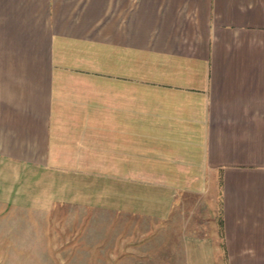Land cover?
Segmentation results:
<instances>
[{
    "label": "crops",
    "instance_id": "crops-1",
    "mask_svg": "<svg viewBox=\"0 0 264 264\" xmlns=\"http://www.w3.org/2000/svg\"><path fill=\"white\" fill-rule=\"evenodd\" d=\"M0 164L35 212L145 180L157 264H264V0H0Z\"/></svg>",
    "mask_w": 264,
    "mask_h": 264
},
{
    "label": "rangeland",
    "instance_id": "rangeland-1",
    "mask_svg": "<svg viewBox=\"0 0 264 264\" xmlns=\"http://www.w3.org/2000/svg\"><path fill=\"white\" fill-rule=\"evenodd\" d=\"M2 171L9 172L0 164ZM4 173L2 188H13L0 191V264H157V245L146 243L145 252V180L135 179L127 194L102 191L97 211L85 206L87 211L77 212L82 206L70 205L35 212L29 210L35 191H15L21 181ZM55 219L72 226L56 227Z\"/></svg>",
    "mask_w": 264,
    "mask_h": 264
}]
</instances>
